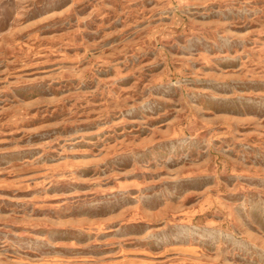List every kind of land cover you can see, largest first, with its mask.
<instances>
[{"label":"rangeland","instance_id":"rangeland-1","mask_svg":"<svg viewBox=\"0 0 264 264\" xmlns=\"http://www.w3.org/2000/svg\"><path fill=\"white\" fill-rule=\"evenodd\" d=\"M0 264H264V0H0Z\"/></svg>","mask_w":264,"mask_h":264}]
</instances>
